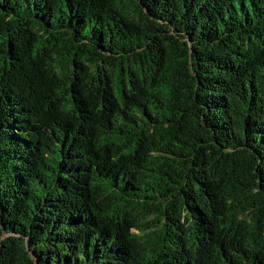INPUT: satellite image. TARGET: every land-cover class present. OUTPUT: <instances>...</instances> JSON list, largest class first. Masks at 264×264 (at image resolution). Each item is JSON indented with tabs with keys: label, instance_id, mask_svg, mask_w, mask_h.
I'll list each match as a JSON object with an SVG mask.
<instances>
[{
	"label": "trees",
	"instance_id": "16d2710c",
	"mask_svg": "<svg viewBox=\"0 0 264 264\" xmlns=\"http://www.w3.org/2000/svg\"><path fill=\"white\" fill-rule=\"evenodd\" d=\"M0 264H264V0H0Z\"/></svg>",
	"mask_w": 264,
	"mask_h": 264
}]
</instances>
